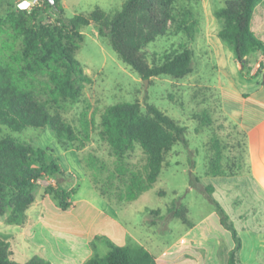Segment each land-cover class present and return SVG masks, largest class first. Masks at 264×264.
Listing matches in <instances>:
<instances>
[{"label":"rangeland","instance_id":"obj_1","mask_svg":"<svg viewBox=\"0 0 264 264\" xmlns=\"http://www.w3.org/2000/svg\"><path fill=\"white\" fill-rule=\"evenodd\" d=\"M37 1L0 0V17L10 4L29 9ZM60 2L66 16L100 9L110 17L125 0ZM176 2L189 7L198 21L193 40L167 28L146 43L142 53L154 64L185 45L192 51L191 72L182 77L153 76L145 84L91 23L81 28L82 40L75 50L89 82L75 99H61L49 109L71 126L76 138L58 140L48 128L13 133L34 147L52 150L63 170L58 182L75 188L71 206L63 210L44 192L45 186L56 184L55 178L44 176L22 223L0 218V238L8 243L14 260L24 262L41 252L50 264H79L87 240L92 255L105 253L107 245L99 238L104 236L118 245L146 248L158 264H227L234 243L219 221L212 197L241 238L237 259L242 264H264V178L253 174L256 165L250 161L264 152V68L246 76L234 51L218 37L222 22L214 12L226 0ZM252 29L264 40V0L256 6ZM19 45L18 41L16 49ZM247 60L254 73L264 62V53L253 52ZM120 102L138 103L142 113L153 104L185 128L186 142L176 140L164 152L156 181L130 201L126 194L131 179L145 177L147 157L138 143L117 154L102 135V112ZM260 121L262 128L250 138L246 128ZM217 151L219 165L214 164ZM217 166L222 174L213 173ZM172 207L183 209L184 216H174Z\"/></svg>","mask_w":264,"mask_h":264},{"label":"trees","instance_id":"obj_2","mask_svg":"<svg viewBox=\"0 0 264 264\" xmlns=\"http://www.w3.org/2000/svg\"><path fill=\"white\" fill-rule=\"evenodd\" d=\"M259 2L226 0L214 12L222 22L218 37L231 47L240 71L249 77L264 68V62H260L252 73L253 67L247 60L253 52L264 53V40L252 29ZM91 23L142 79L158 75L182 77L192 71V51L185 45H181L180 51L165 53L154 64L148 63L142 53L143 46L167 28L193 40L198 21L189 7L177 5L176 0H125L110 17L100 9L87 15L66 16L60 0H38L29 9H17L10 4L0 17V218L6 223L20 224L25 220V210L34 201L38 180L47 175L53 176L56 184L45 186V194L63 210L72 204L70 198L75 188L66 189L57 180L63 174L59 158L52 150L34 147L13 133L27 127L48 128L58 140L76 138L71 126L49 109L61 99H75L83 84L89 82L75 50L82 40L81 28ZM18 41L20 47L16 49ZM101 126L103 137L115 153L121 154L138 143L146 154L145 177L131 179L126 194L129 201L156 181L164 152L176 140L186 142L185 128L153 104L146 105L145 113L135 102L112 104L102 112ZM215 163L219 165L218 151ZM213 173L223 172L217 166ZM206 191L212 193L213 187L209 185ZM209 200L234 243L227 264H242L237 259L241 248L237 229L223 207L212 197ZM170 210L174 216H184L179 207ZM99 238L106 243L107 251L102 256H90L83 264H158L146 248L118 245L104 236ZM11 255L8 243L0 238V264H50L40 256L19 262Z\"/></svg>","mask_w":264,"mask_h":264},{"label":"crops","instance_id":"obj_3","mask_svg":"<svg viewBox=\"0 0 264 264\" xmlns=\"http://www.w3.org/2000/svg\"><path fill=\"white\" fill-rule=\"evenodd\" d=\"M263 121H264V120H263ZM263 121L258 122L256 125H254V126H252V127H247V128H246L250 138H251V135L255 134L256 130H257L259 127L262 128ZM251 140H252V139H250V142H249V148H250V149H251ZM250 161H251L253 164L256 165L255 167H253V174L258 173V174H260V176H257V175H256V177H258V178H264V152H263L261 158H257L256 161H255V160H254V157H251V158H250ZM90 243H91V240H87V241H86V247H87L86 250H87V252H86V254L81 258L79 264H83L84 261H85L87 258H89L90 256H92L93 250L90 249L91 246L89 247V244H90ZM106 251H107V250H106ZM106 251H105V252H106ZM39 256L47 260V258L44 256L43 253L40 252V255H39Z\"/></svg>","mask_w":264,"mask_h":264},{"label":"snow or ice","instance_id":"obj_4","mask_svg":"<svg viewBox=\"0 0 264 264\" xmlns=\"http://www.w3.org/2000/svg\"><path fill=\"white\" fill-rule=\"evenodd\" d=\"M26 6H27V4H22V5H21V7H26Z\"/></svg>","mask_w":264,"mask_h":264},{"label":"water","instance_id":"obj_5","mask_svg":"<svg viewBox=\"0 0 264 264\" xmlns=\"http://www.w3.org/2000/svg\"><path fill=\"white\" fill-rule=\"evenodd\" d=\"M147 80H148V79H143V81H144L145 84L147 83Z\"/></svg>","mask_w":264,"mask_h":264}]
</instances>
